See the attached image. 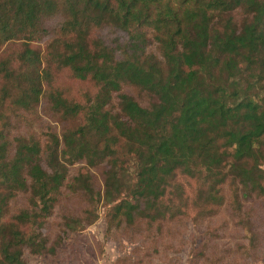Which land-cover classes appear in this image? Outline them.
Instances as JSON below:
<instances>
[{"label":"trees","instance_id":"16d2710c","mask_svg":"<svg viewBox=\"0 0 264 264\" xmlns=\"http://www.w3.org/2000/svg\"><path fill=\"white\" fill-rule=\"evenodd\" d=\"M105 31L127 37L122 55ZM149 35L162 60L146 55ZM66 71L98 87L87 106L54 86ZM42 100L81 124L44 145L13 138L11 115ZM76 164L87 206L73 223L97 219L89 168H102L109 228L226 206L235 261L264 252L250 208L264 199V0H0V264L56 253L44 223Z\"/></svg>","mask_w":264,"mask_h":264},{"label":"rangeland","instance_id":"374dc122","mask_svg":"<svg viewBox=\"0 0 264 264\" xmlns=\"http://www.w3.org/2000/svg\"><path fill=\"white\" fill-rule=\"evenodd\" d=\"M236 19L241 21V16H236ZM99 36L111 47L119 48L118 54L122 55L127 44L126 36L110 31L100 33ZM146 41V55L162 60L153 37L149 35ZM16 48L19 46L16 45ZM54 86L81 106H87L99 90L89 81L73 79L67 71L54 77ZM125 92L136 99H142L138 90L125 88ZM110 104L108 110L117 108L115 101L112 100ZM49 108L48 101L42 100L32 113L12 114L11 136L16 139H34L44 145L51 132L58 134L63 128L73 130L82 122H64L53 115ZM81 167L84 164L68 168V182L59 190L55 207L44 223V234L49 237L50 244L59 243L56 253L53 256L33 255L26 251V264H264V252L253 257L246 252L244 259L239 256L235 261L236 243L242 241L227 220L229 210L226 206L214 218L198 216L190 211L173 221L159 222L152 227H127L123 224L120 228H109L107 207L102 199V168H89L95 197L101 196L100 202L93 207L97 219L92 224L87 221L73 223L74 217L87 206V197L78 196L76 187L70 186L74 184ZM250 208L253 209L252 215L257 224L264 221V199L253 201ZM11 212H15V209ZM251 229H256V225H252ZM246 234L248 235V231Z\"/></svg>","mask_w":264,"mask_h":264}]
</instances>
